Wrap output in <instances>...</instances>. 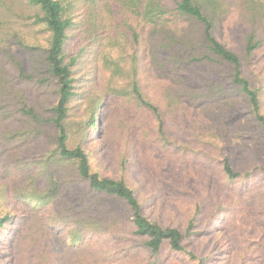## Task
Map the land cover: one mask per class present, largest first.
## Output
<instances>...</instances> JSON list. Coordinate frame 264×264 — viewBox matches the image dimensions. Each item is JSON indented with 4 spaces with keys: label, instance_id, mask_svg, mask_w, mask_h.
Segmentation results:
<instances>
[{
    "label": "trees",
    "instance_id": "16d2710c",
    "mask_svg": "<svg viewBox=\"0 0 264 264\" xmlns=\"http://www.w3.org/2000/svg\"><path fill=\"white\" fill-rule=\"evenodd\" d=\"M27 2L36 7L33 23L48 34L44 65L55 82L56 96L46 116L33 107L22 111L33 125L49 126L53 142L40 156L16 159L4 167L7 179L0 185L1 205L17 199L40 202L47 209V226L61 229L74 244L100 253V248L109 252L112 243H123L124 254L133 253L124 264H161L163 249L203 264L204 259L184 244L192 234L195 215L181 230L145 214L151 193L145 184L144 162L150 151L172 158L179 151H188L182 156L203 152L208 161H214L216 154L226 184L238 181L246 190L258 187L253 190L254 200L263 206L264 162L236 169L224 146L231 133L238 141L249 139L264 148V71L259 73L253 65L255 54L264 46V0H235L241 32L237 49L221 39L230 7L225 0H120L128 14L147 26L144 66L164 81L157 85V95H150L141 82L140 34L137 24L125 20L117 36L101 41L99 61L108 78L80 119L69 113L75 95L73 66L93 39L79 36L80 30L97 35L95 24L88 17L85 25L78 26L75 52L69 53L66 43L75 36L71 35L75 22L68 4L63 0ZM100 27L104 34L113 28ZM238 103L244 109L241 119ZM179 117L190 120L191 141L170 134L169 122ZM233 120L238 121L231 132ZM96 132L111 152L108 160L113 170L108 175L93 166L84 146ZM135 165L142 176L139 182L134 178ZM13 218L14 212L1 214L0 231ZM105 240L111 245L104 250ZM103 251L91 264H107L110 259Z\"/></svg>",
    "mask_w": 264,
    "mask_h": 264
},
{
    "label": "rangeland",
    "instance_id": "374dc122",
    "mask_svg": "<svg viewBox=\"0 0 264 264\" xmlns=\"http://www.w3.org/2000/svg\"><path fill=\"white\" fill-rule=\"evenodd\" d=\"M63 2L70 7L75 22L71 34L75 36L68 38L66 51L75 52L73 44L77 39L78 26L85 25L88 17L92 18L90 21L97 29V35L86 28L80 30L79 36L93 39L86 43L73 66L75 95L69 108L72 118L84 116L94 93L108 78V73L100 66V44L104 37L117 36L125 20L137 24L140 34L137 51L140 80L150 95L158 94L156 87L164 80L144 66L147 26L143 21L128 14L120 0ZM225 2L230 7L221 39L237 49L241 36L237 5L235 0ZM89 9L92 16H89ZM35 11L36 7L27 0H0V185L7 179L3 174L4 167L6 169L16 159L26 161L40 156L53 142L52 129L47 125H33L22 111L24 107H33L46 116L47 108L55 102L56 96L55 82L44 65L48 34L44 28L33 23ZM105 24L113 26L106 34L100 27ZM116 24L119 25L117 30ZM263 57L264 46L253 59L259 73L264 71ZM238 105L240 112L237 115L241 119L244 109L240 103ZM237 121L231 122V132L235 130ZM168 127L170 134L179 140L191 141L190 120L187 117L169 122ZM105 128L104 125L102 136L105 135ZM102 140L104 145H101ZM239 140L228 133L224 146L236 169L264 162L261 145L255 142L253 145L249 139ZM250 145L253 147L250 148ZM84 146L93 166L108 175L113 169L108 160L111 152L105 138L96 132ZM185 152L179 151L180 155L174 153L173 158L161 151L147 153L143 168L151 199L145 206V214L162 225L178 226L181 230L185 229L189 217L195 215L192 234L184 239V244L186 249L204 259L203 264H264V204L260 206L253 193L259 188L248 187L246 190V185L241 186L238 181L227 185L219 173L220 157L216 154L214 161H208L203 152L182 156ZM137 169L135 165L134 178L139 182L142 176ZM4 212H14V218L6 224L5 230L0 231V264H91V259L95 260L103 251L100 248V253L96 251L97 255L82 244L70 242L61 229L49 228L45 219L47 209L40 202L17 199L5 206L0 203V215ZM98 239L94 237L93 241ZM103 243L106 245L104 250L110 248V242L105 240ZM112 244L113 250L103 251V255L110 259L107 264H124L133 257V253L124 254L123 243ZM161 256V264H195L184 255L167 252L166 249L161 251Z\"/></svg>",
    "mask_w": 264,
    "mask_h": 264
}]
</instances>
